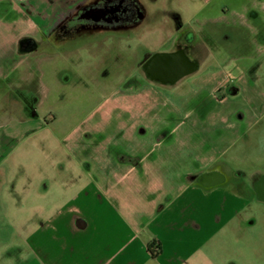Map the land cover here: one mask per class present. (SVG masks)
<instances>
[{"label":"crops","instance_id":"0c3cea01","mask_svg":"<svg viewBox=\"0 0 264 264\" xmlns=\"http://www.w3.org/2000/svg\"><path fill=\"white\" fill-rule=\"evenodd\" d=\"M8 1L0 0V113L5 117L12 112L8 101L21 108L6 91L41 76V62L57 54L56 44L63 40L54 35L55 13L68 9L72 0H50L48 7L33 0ZM23 4L35 17L24 15L18 7ZM2 18L10 22L3 24ZM21 21L31 25L15 26ZM182 27H175L166 44ZM213 31L202 30L200 41L216 50ZM194 35L189 32V40L195 42ZM216 52L209 53L212 61ZM206 61H196L194 69L174 81L156 79L139 67L136 84L166 95L102 100L85 118L83 132L72 129L69 156L81 176L76 172L71 179H57L51 196L37 200L34 210L20 211L19 226L17 212L4 213L3 233L20 237L1 246L0 264H199L236 224L250 221L253 185L264 174L251 176L250 186L230 180L223 164L246 151L236 147L247 118L242 114L238 119L237 110L247 111L252 104L226 109L238 89L215 97L222 84L198 81L208 72ZM21 113L18 124L28 128L27 113ZM12 225L19 234L10 230Z\"/></svg>","mask_w":264,"mask_h":264},{"label":"rangeland","instance_id":"374dc122","mask_svg":"<svg viewBox=\"0 0 264 264\" xmlns=\"http://www.w3.org/2000/svg\"><path fill=\"white\" fill-rule=\"evenodd\" d=\"M35 1L48 3L47 7L50 4V0L31 3ZM140 1L147 11L143 23L125 31L65 39L56 44L60 46L50 62H41V76L39 72L31 81L6 91L21 108L11 106L10 100L11 114L5 117L0 113V249L20 237L3 233L5 212H17L19 218L14 222L19 226L20 211L34 210L37 200L51 196L57 179H71L76 172L79 175L81 171L69 156L72 145L68 133L74 128L83 132L85 118L102 100H131L136 94H145V98L166 95L161 89H143L135 81L140 73L139 63L149 54L169 49L172 43L166 44L167 37L175 33L179 24L183 31L197 37L191 43L199 47L197 63L207 57L203 66L208 72L204 70L206 74L198 81L206 86L222 84L224 89L216 90L215 97L237 88L234 102L226 109L236 111L252 104L247 111L237 110L238 119L242 114L247 118L246 132L236 147L246 151L234 155L235 161L223 164L224 172L230 180L242 179L250 186L251 176L264 174V0ZM27 5L18 7L24 9V15L35 17ZM244 19L248 23L239 25ZM2 22L10 21L2 18ZM155 23L159 25L154 26ZM14 24L26 25L27 29L31 25L29 21ZM212 29L217 52L213 45L200 41L201 31L210 33ZM212 51L216 52L215 61L209 55ZM39 55L43 52L39 51ZM166 58L169 56L160 59ZM21 110L27 113L28 128L18 124ZM19 134L22 136L16 137ZM92 139L94 143L95 138ZM84 144H79L80 150L85 149ZM103 145L104 142L99 146ZM252 196L254 204L247 208L251 220L236 224L225 242L205 254L199 264H264V203H255L256 192ZM10 230L18 232L19 228L12 225Z\"/></svg>","mask_w":264,"mask_h":264},{"label":"flooded vegetation","instance_id":"af4514ba","mask_svg":"<svg viewBox=\"0 0 264 264\" xmlns=\"http://www.w3.org/2000/svg\"><path fill=\"white\" fill-rule=\"evenodd\" d=\"M146 13L147 11L140 0H72L68 9L55 13L54 35L59 40H65L84 34L88 36L108 31H125L143 23L147 16ZM188 36L189 32L182 30L173 42H168L172 43L170 50L156 51L159 53L157 55L161 57L169 56L166 58V61L169 62H160L161 65L158 67L155 65L158 69L156 79H161L159 75L166 77L173 76L175 73H184L187 65L184 64L182 58L187 59L188 65L196 64L199 47L191 44L193 41L189 40ZM151 57V54L147 55L139 63V67L145 71L148 67H154L150 64ZM170 62L173 68L170 66L171 69H168ZM147 75L151 76L150 72H147ZM184 75L182 74L180 77ZM253 191L256 192L257 198L264 201V177H257Z\"/></svg>","mask_w":264,"mask_h":264},{"label":"water","instance_id":"95a60500","mask_svg":"<svg viewBox=\"0 0 264 264\" xmlns=\"http://www.w3.org/2000/svg\"><path fill=\"white\" fill-rule=\"evenodd\" d=\"M163 58V57H161L160 55H153L152 57H151V65L152 66H154V67H148V69H146V71L149 73L150 72V74H151V76L152 77H158V75H157V73L156 72H158V69H157V67L158 66H160L161 65V63L160 62H164V61H166V59H160V58ZM182 60L184 61V64L185 65H187L186 66V71L184 72V73H180V74H177V73H175L173 76H171V75H168V76H161V75H159L160 76V78L162 79V80H167V81H173L176 77H180V76H182V74L184 75V74H187L188 72H190L192 69H194L195 68V63L194 64H192V65H188V61H187V59L186 58H182ZM166 62H169V61H166ZM150 65V66H151ZM155 65H157V67H155ZM169 68L168 69H171L170 68V66L172 67L173 65H172V63L170 62L169 64ZM173 68V67H172ZM157 70V71H156ZM177 78V79H178Z\"/></svg>","mask_w":264,"mask_h":264},{"label":"trees","instance_id":"16d2710c","mask_svg":"<svg viewBox=\"0 0 264 264\" xmlns=\"http://www.w3.org/2000/svg\"><path fill=\"white\" fill-rule=\"evenodd\" d=\"M148 251L150 252V255L154 256L155 254L152 252L151 249L148 248Z\"/></svg>","mask_w":264,"mask_h":264}]
</instances>
